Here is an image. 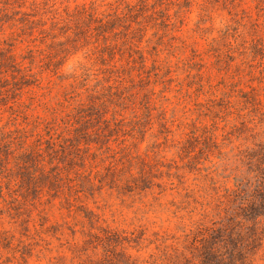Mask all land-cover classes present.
<instances>
[{"label":"rangeland","instance_id":"rangeland-1","mask_svg":"<svg viewBox=\"0 0 264 264\" xmlns=\"http://www.w3.org/2000/svg\"><path fill=\"white\" fill-rule=\"evenodd\" d=\"M90 2L0 0V264L9 259L4 253L17 239L23 247L18 245L16 255L26 257L24 264H154L161 252L181 249L189 218L197 219L193 199L205 204L215 194L227 196L224 189H232L234 179L251 176L236 159L264 142L256 120L246 123L235 111L224 116L217 106L221 154L202 153L203 144L193 134L214 116L207 112L208 100L220 96L228 59L224 53L218 58L222 48L212 41H219L227 25L235 28L234 11L214 1L203 12L192 5L178 18L170 9L172 25L159 27L157 34L149 28L139 46L146 73L132 68L126 54H115L117 71L110 76L103 73L106 67L87 58L84 47L64 58L66 13ZM247 4L250 20L244 23H257L264 32V16ZM100 5L99 12L109 11ZM248 64L242 65L243 74L251 72L254 84L264 79L263 71ZM229 67L234 71L236 66ZM77 68L89 69L87 80L70 87ZM85 89L106 97L113 93L106 106L91 111L95 120L88 128H103L98 115L111 120L114 113L121 125L108 133L109 149L103 141L91 144L85 166L71 168L68 178L75 184L88 185L89 171L95 174L94 186H85L77 199L67 193L64 113L69 104L86 99ZM21 141L39 148L40 156L31 157L27 168L22 167ZM129 163L134 179L117 181V172ZM258 220L264 226V216ZM105 242L114 243L106 247ZM261 260L264 245L254 264Z\"/></svg>","mask_w":264,"mask_h":264},{"label":"trees","instance_id":"trees-1","mask_svg":"<svg viewBox=\"0 0 264 264\" xmlns=\"http://www.w3.org/2000/svg\"><path fill=\"white\" fill-rule=\"evenodd\" d=\"M211 1L234 11V16L238 18L234 20L235 28L227 25L222 30L219 41H212L222 48L216 54L219 58L224 53L228 59L226 63L228 66L220 82L223 86L220 96L217 100H208L207 112L214 114L209 119L210 124L195 127L193 134L203 144L202 149L200 148L202 153L204 150L212 152L210 149H213L221 154L223 144L217 142L215 134L216 121L219 118L216 115L218 111L215 112L216 106L223 108L220 113L224 116H229L235 111L239 118L246 120H244L246 123L253 124L256 120L254 127L259 125L264 129V79L259 77L254 84V75L251 72L243 74L244 70L241 68L242 65L249 63L251 69H258L259 73L263 71L262 75L264 74V32L257 23L249 22V26L244 23V19L249 21L250 16L249 9L242 8L251 2L256 15L264 16V0H91L89 5L83 4L66 13L64 58L67 59L70 52L77 47H84L87 58L106 67L103 73L111 76L117 71L113 61L115 54L119 56L126 54L128 63L133 65L132 68H137L138 72L145 74L148 69L146 58L139 50V46L145 39L147 30L154 28L157 34L159 27L167 28L172 25L170 9L174 10L173 16L178 18L192 5L200 6L201 12L205 11ZM100 4L108 6L109 11L99 12ZM154 52L157 53V50ZM120 60L121 57L117 61ZM229 64L236 66L234 71L230 70ZM78 71H81L80 74ZM88 71L89 69L84 68L74 70L69 77L72 80L70 87L78 83V79L87 80ZM147 78L149 79V76ZM85 90L86 99L78 101L75 105L69 104L64 113V173L69 182L67 193L77 199H79L77 194H85V186L87 188L94 186L91 180L95 178V174L89 171L86 178L88 185L75 184L68 178L72 172L71 168L76 164L85 166L91 144L103 141L101 145L106 150L109 149L108 133L112 131L113 126L121 125L120 121H116L115 113L111 115V120L98 115L100 123L105 126L101 128L98 125L97 128L90 130L88 126L95 120L90 114L91 111L97 112L106 106L108 102L106 99L113 93L109 91L106 97L104 94ZM100 95L103 97L102 100L98 98ZM97 123L99 124L98 121ZM161 126H164V123ZM201 127L204 130L199 134ZM21 145L25 151L22 153L24 157L22 167L27 168L31 164V157L40 156L39 148L37 145L32 147L26 145L25 141H21ZM255 146L256 150L245 151V155L236 159L239 163H245L247 174L251 176L234 179L233 188L224 189L227 196L215 194L211 201L205 204L194 198V209L198 207L195 214L197 219L191 221L189 218L188 234L184 236L181 249L176 248L171 254L161 252L154 258V264H254L255 255L264 245V226H260L258 220L264 216V142ZM101 149V146L97 148ZM131 159L126 157L127 161ZM49 162V165H52L53 157H50ZM121 168L120 174L117 172V176L120 175L117 181L126 184L134 179L133 166L130 163L127 169L124 170L123 165ZM57 174V171L54 172V175ZM137 174L143 176L141 171ZM229 196H232L231 200ZM66 201L70 204L68 198ZM105 233V239H109L111 233L109 231ZM113 243L105 242L104 245L110 247ZM128 261L132 263L134 259L129 258Z\"/></svg>","mask_w":264,"mask_h":264},{"label":"clouds","instance_id":"clouds-1","mask_svg":"<svg viewBox=\"0 0 264 264\" xmlns=\"http://www.w3.org/2000/svg\"><path fill=\"white\" fill-rule=\"evenodd\" d=\"M246 8L250 11V5L246 4ZM18 245L20 247H23L21 242L17 240L11 241L10 246L7 249V252L4 253L5 256L9 257L8 260H4L3 264H24V261L26 260V257L17 256L16 253L18 252ZM261 264H264V260H261Z\"/></svg>","mask_w":264,"mask_h":264}]
</instances>
